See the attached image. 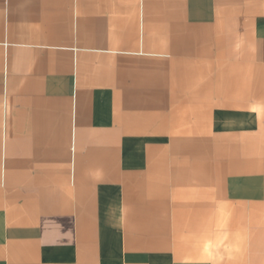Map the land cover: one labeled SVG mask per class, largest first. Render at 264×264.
Returning <instances> with one entry per match:
<instances>
[{"label": "crops", "instance_id": "crops-1", "mask_svg": "<svg viewBox=\"0 0 264 264\" xmlns=\"http://www.w3.org/2000/svg\"><path fill=\"white\" fill-rule=\"evenodd\" d=\"M0 264H264V0H0Z\"/></svg>", "mask_w": 264, "mask_h": 264}]
</instances>
